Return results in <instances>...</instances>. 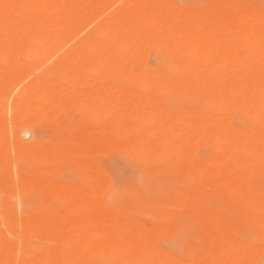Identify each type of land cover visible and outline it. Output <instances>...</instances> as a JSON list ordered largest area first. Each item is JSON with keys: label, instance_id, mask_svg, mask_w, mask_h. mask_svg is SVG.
<instances>
[{"label": "bare ground", "instance_id": "1", "mask_svg": "<svg viewBox=\"0 0 264 264\" xmlns=\"http://www.w3.org/2000/svg\"><path fill=\"white\" fill-rule=\"evenodd\" d=\"M156 1L126 0L118 10L116 7L114 9L116 11L113 12L112 9L115 7L111 9L112 3H114L111 0L109 1L111 10L108 8L106 0H0V187L4 186L6 191H12L23 197L33 193L37 195L40 203L56 202L62 207V210L56 214L45 211L40 215H23L21 219L12 214H3L0 217L4 220L7 233L13 228L17 229L18 223L22 221L20 226L23 230L19 229L18 232L21 235L24 233L22 235L24 239L27 233L25 230H28L29 234L35 231L56 242L60 235L57 233L63 227H60L64 223L62 222L65 218L63 216L70 213L75 216L73 218L77 221L76 227H78L77 224L90 221L93 229L96 227L93 232H98V238L108 243L105 245L106 247L107 245L109 247L110 244L108 250L111 249V245L113 248L116 240L114 233L118 229L115 228L116 226L108 227L112 214L104 203L98 200L97 195L91 194L99 192L98 186L102 184L106 175L98 156L101 153H112L100 142V133H105V136L108 137L113 134L120 135L125 125L129 128L130 125H133H129V123H132L134 118L146 122L150 127H147L142 133L140 132L135 139L117 142L116 145L114 144L115 147L120 148L128 145L134 150H139L140 148L135 147L141 143L140 147L152 151L151 156L160 162L156 168L157 171H171L178 180L197 177L203 180L204 186L216 190L222 186L234 189L238 193L239 202L247 204L256 211H259L260 207L264 209V197H256L257 195H254L256 189H250L240 178L231 177L223 169H218L222 157L225 155L224 161L226 156L229 157L233 151L244 153L234 161L238 167L247 168L246 166L255 163L264 167V95L260 91V86L264 87V12L247 7H240L232 12L220 3L209 0L206 2V7L199 12V19H196L194 14V17H188L189 13L192 14L191 11L187 10L185 13V10H182L181 14L185 13L186 17L179 16L183 20L180 24L179 19L177 27L174 28L172 24V27L167 25L173 19L168 17L170 19L168 21V18L164 16L166 12L162 7L163 1ZM170 7L173 9L174 6ZM106 8L107 11H112V13L108 11L112 21L109 22L107 19L98 21L97 15L102 12L106 14ZM174 12L177 10L174 9ZM106 15L108 16V14ZM241 16H244V21L239 20ZM178 24H180L181 30ZM240 25L241 27L238 28ZM89 26L91 27L89 34L79 37ZM178 31L181 32L180 37L176 36ZM233 32L236 45L231 47L227 43ZM215 33H222L225 36L223 39H217ZM96 37H99V40ZM149 40L153 41L152 44ZM147 41L149 46L156 43L162 47L161 53L166 58V64L159 72L144 69L139 73H134L133 65L144 57L142 54L145 55V53H142L141 50L148 43ZM148 47L147 50L143 49L144 52L149 50ZM235 47L241 50L242 59H239L236 53L233 54L234 56L228 55ZM176 51L180 54L187 52L190 64L172 62L171 58L176 56ZM22 53H24V57H22ZM147 53L145 60L148 56ZM43 58L53 60L54 64L43 68L45 60ZM22 59L26 62H22ZM38 59L41 62L37 61ZM31 62H35V64H31ZM171 72H176V74L171 76ZM22 76L23 79L25 76L34 78H32L33 80L26 79L29 82H24ZM116 76L126 82L133 81V83L142 79L146 83L144 88L150 92L147 93V100H145V96H143L144 98L134 97L133 92H128L121 86L108 85L107 81ZM161 81H165L171 94L179 92L187 96H194L205 106H216L220 115L218 117L203 115L199 110L189 109L188 106L183 109L165 107L162 102L159 100L157 102L154 99L157 98L156 96H152L158 87V85L155 87L154 84ZM162 84V86H166L164 83ZM11 85L18 89L16 95L9 92ZM170 93L168 91V94ZM128 96H133L132 99L136 98L137 104L133 103L134 101L130 102L132 99H129ZM164 96L167 98L166 95ZM139 98L140 101L142 99L147 101L149 111L142 110L146 106L141 105L144 103L143 101L138 105ZM150 98L155 101L151 102ZM125 100H129L127 102L131 104H127ZM157 106L160 109L156 110ZM8 108H10L13 118L18 120L22 118L29 124L32 123V118L44 119L50 114L51 116L49 115L46 119L49 121L40 126L39 133L47 134L50 139H59L61 142L55 144L53 141L37 140L32 144L23 145L18 137H13V139L10 137L12 139L10 142L6 132L8 124H11L6 117ZM56 114L62 115V118L56 123H51L50 120ZM73 114L80 116L73 119ZM234 115L251 117L253 122L251 125L242 123L240 128H235L232 124ZM17 119L14 120L17 122ZM121 120H125L127 123H121ZM12 124L14 125V122ZM206 125L211 127V131L205 132L204 126ZM137 128L139 130V126ZM39 133L34 132V136L36 137ZM147 136L155 138L147 140ZM203 138L207 141L206 144H216L214 149L218 150V154H210L206 161L193 158L192 153L195 150L191 152L193 148L197 150L196 146H191V144H195ZM200 141L199 144L202 142ZM201 144L200 146H203L204 141ZM7 150L14 152L19 159L16 161L10 159L5 153ZM164 152H167V156L162 158ZM139 156L141 160L149 159L142 154ZM20 160L31 162L32 168L21 169ZM6 161L9 162L8 164L13 163L17 170V172L15 171L16 176H14L15 172L13 173L10 168L6 167ZM46 163H49L53 170V165H56L55 172L60 169L70 170V175L67 177L69 182L53 179L52 173L44 168ZM247 170L251 169L247 168ZM216 173H221L222 176L216 177ZM236 177L238 176L236 175ZM105 184L104 187L107 186V183ZM185 197L189 198L190 196L186 195ZM261 213L260 222L263 225L264 233V210ZM170 217L171 215H169ZM247 217L245 219H248ZM67 219L72 220V218ZM70 221L69 224H73ZM120 221L118 220V222ZM138 223L131 221L133 229ZM131 224L128 225L131 226ZM70 225L69 227L73 226ZM121 225L123 227V224ZM125 225L123 230L129 228ZM140 225L144 226V223H140ZM150 225L147 224V227H150L151 231L155 228L156 231H159L158 229L162 227L161 225L156 227L157 224H154L155 227L152 225L154 227L152 229ZM32 226L36 229L32 231L30 229L31 232H29V228ZM143 226H141L142 229L141 227L139 229L145 231ZM130 229L132 228H129L128 232L119 230V235L124 233L118 244L119 248L123 249L122 251L131 250L133 256L135 250L138 252L137 249L145 245H153L154 237L157 235L152 232L138 233ZM113 230L115 231L113 232ZM89 231L85 233L88 235L92 232ZM15 233H17L16 230ZM20 233H18L19 238ZM76 234H72L70 237H75ZM79 234L77 236H80ZM82 234L80 237L83 236ZM67 235L68 233L66 238L69 237ZM64 236L60 235V239ZM80 239L77 238V240ZM18 240L20 242V239ZM93 240H90L92 243L88 245V249L91 247L93 252L87 250L91 254H94L95 250L97 252L105 244L97 243L98 241L95 240L99 246L95 244V248H92L93 242L95 243ZM5 241L7 240H5L4 234L0 233V242L4 244ZM83 241L85 244L88 239ZM83 241L79 242V245L83 244ZM226 241L231 244L230 250L234 253L235 259L225 260L226 262L218 259L215 262L212 260L214 263L239 264L238 256L247 257L248 255V261L253 260L254 256L250 257V253L253 254L251 251H254L252 250L254 247L242 244L229 235H227ZM12 243L9 242V246ZM156 243L154 247L159 249ZM116 244L115 248L118 247ZM6 247L8 245H0V264H40V262L63 264L64 261L55 248L53 250L43 249V251L40 249L41 253H37L35 259L32 257L31 260L23 256L19 260L18 258H8L6 254L13 250L8 252V250H4L7 249ZM10 248L8 247L9 250ZM71 248L73 249L67 251L70 254L68 256H72L73 260L78 259L81 256L79 249L76 248V245ZM103 249L106 248H102L101 251H104ZM258 249L261 248L258 247ZM4 251L8 253L4 254ZM255 251L258 250L255 249ZM56 253L59 257H56ZM84 253L87 256V252L84 251ZM210 254L213 256L214 251H211ZM132 256L124 260H130L133 258ZM202 256L200 252H196L193 258L199 259ZM152 258L155 259V257ZM169 258L162 257L167 261V264H180L179 261H174L177 259ZM250 262L248 264H251ZM72 264L80 263L74 260Z\"/></svg>", "mask_w": 264, "mask_h": 264}, {"label": "rangeland", "instance_id": "2", "mask_svg": "<svg viewBox=\"0 0 264 264\" xmlns=\"http://www.w3.org/2000/svg\"><path fill=\"white\" fill-rule=\"evenodd\" d=\"M109 1L110 0L108 1L106 0V4L108 5V8L110 9ZM114 1L111 0V2H114ZM125 1L126 0H117L116 2L112 3L113 5L111 6V9L112 7H115L112 9V11L116 9V7H117L116 10H118L120 5L125 3ZM151 1H156V0H151ZM162 1L164 3L162 7L164 11L166 12L164 13V16H166L167 18L169 17L173 19L171 20V22H169L170 23L169 25L168 21L170 19L168 18V21H167L168 27L169 26L172 27L171 26L172 24L173 27L176 28L177 27L176 25H177V22H179V19H180V22H179L180 24H181V21L183 20L179 16L186 17L185 13L187 10L188 12L191 11L192 13V14L189 13L188 17L190 16L194 17L195 15L196 19H199L200 18L199 12L203 10V8L206 7L205 6L206 2L209 0H162ZM214 1L220 3L223 7H226L229 11H232V12L238 10L240 7L242 8L247 7V8H251L254 10H260L264 12V0H214ZM169 5L172 7L174 6L173 9ZM166 6H167V9H166ZM174 9L175 11L177 10V12H174ZM105 10L107 11V8ZM116 10H114L113 12H115ZM182 10H185L184 11L185 13L181 14ZM112 11H110V13H112ZM107 12L106 14H108L109 16L110 14L109 12L108 13ZM106 14L103 12L100 15L98 14L97 15L98 21L107 19L110 22L111 20L110 16L108 17ZM243 19L245 20L244 16H241L239 20L242 21ZM180 24H178V27ZM239 27H241V25L238 26V28ZM88 28L84 30V32H82L79 35V37L80 36L84 37L87 34H89L88 32H90L89 30H91V27L89 29ZM180 33L181 32L178 31V35L176 36L180 37L181 35ZM233 34L235 33L234 32L232 33V37L229 39L227 43L231 47L236 45V42H235L236 38L234 37L235 35ZM215 36L217 37V39L219 38L223 39L225 35H223L222 33L221 34L215 33ZM96 39L99 40V37H96ZM222 39L220 40L222 41ZM149 42H151L152 44L153 41L149 40ZM149 42L146 43V45H144V47L141 50L142 53H145V55L142 54V56L144 57L141 60H138L139 62L136 61L133 65L134 73H139L140 71L144 69H152V70L159 72L160 69L166 64V58L162 56V53H161L162 47L161 46L159 47L156 43H154V45L152 46L151 45L149 46ZM147 44L149 47L147 46ZM146 46L149 48L148 51H146L147 50ZM144 48L146 49L145 52L143 50ZM234 50L232 51L234 53L231 52L232 55L231 53H228V55L234 56L233 54L236 53V56L239 59H242L241 50L237 47H235ZM146 53L148 56L145 60ZM175 53H176L175 54L176 56L171 58L172 62L183 63L184 65L190 64L189 54L187 52H184V54H182L183 53L182 52L180 54L178 53V51H176ZM22 57H24V53H22ZM40 58L42 60V57ZM41 60L38 59L37 61L41 62ZM45 61H46V64H45ZM22 62L25 63L26 60L22 59ZM35 62H31V64L33 63L35 64ZM40 62H36V63H40ZM52 64H54L53 60L45 59L44 64L42 66L43 68H48ZM175 74L176 72L170 73L171 76ZM27 76L24 77L25 80L23 79V76H22V80L24 82L25 81L29 82V80L27 81L26 79H29L31 77L28 78ZM32 78L30 80H33ZM139 80L134 81V83L133 81L126 82L121 77L116 76V77L110 78L107 81V84L112 85V86H121L125 90H128V92L130 91L131 93L133 92L132 94H134L133 95L134 97L138 96L140 98H144L143 96H145L146 98L145 100H147V97H146L148 96L147 93L149 94L150 92H148V89L144 88L146 86V83L142 81V79L140 81ZM15 81L17 82L18 80H15ZM156 83L154 84V86L156 87L158 85L157 87L158 89L156 88L152 96H156L157 98H154V99L157 100V102L158 100L162 102V105H164L165 107L167 108L176 107L179 109H183L188 106L187 108L193 109V110H199L200 112L203 113V115H207V116L210 115L213 117L214 115L215 117L216 116L218 117L220 115L219 110L216 106L214 105L210 107L205 106L196 97L187 96L183 93H179V92L174 93L171 91L172 92L171 94L170 90H168L169 88H168V85H166L165 81L158 82V84ZM162 83H164V85L166 86H162L163 85ZM12 86L13 85L9 86V92L12 95L13 94L16 95L18 89L16 88V86L15 87H12ZM260 89H261L260 91L264 95L263 85L262 87L260 86ZM168 91L170 94H168ZM164 95H166L167 98H165ZM133 96H128V97L129 99H132L131 97ZM152 96L150 97L153 98ZM11 97L13 98L14 96H11ZM140 98L138 100V105L142 103L143 101V99L142 101H140L141 100ZM121 99L122 97L120 98V100ZM154 99H151V102ZM135 100L136 98L132 99L130 102L134 101L133 103L136 102L135 104H137V101ZM145 100L143 101L144 103H142L141 105H146L142 109L143 111L146 112V111H149L150 109L148 108L149 105L147 104V101L145 102ZM127 101H126L127 104H131L130 102H127ZM158 107L159 106L156 107V110ZM6 115L8 119L7 121L9 123L11 122L10 125L8 124L7 126L8 128L6 131L8 138L10 139V142H12L13 137L20 138V140L23 142L22 143L23 145L32 144L34 141H37V140H40L43 142L53 141V143L55 144L61 142L59 139H55V140L50 139L47 134L42 135L39 133L40 126L44 125L45 122L49 121L46 119L49 117L50 114H48L47 117L44 119L32 118L31 119L32 123L30 122V124L27 123V120L25 122V120L22 118H19L20 120H18L17 118H13L10 112V108H8ZM79 116H80L79 114H73L72 117L73 119H77ZM61 118H62V115L56 114L53 116V118L50 121L51 123H56ZM14 119L15 120L17 119L18 121L16 122ZM31 120L29 119V121ZM12 121L14 122V125L12 124L13 123ZM121 121H122L121 123L125 122V120H121ZM251 122H253V119L248 116L234 115L232 117V124L235 128H240V124L242 123L251 125ZM130 124H133L132 125L134 126L133 129ZM146 124H147L146 122L139 121L138 119L134 118V121H132V123H129L130 128L125 127L126 126L125 125L122 128L121 130L122 133L120 135L113 134L110 137H108V136H105V133H100V142L106 147H108L109 148L108 151H112V153L111 152L107 154L101 153L98 156L102 166L104 167L106 171V175L103 181L101 182L103 185L100 184L98 186L99 192L97 191L96 194L95 193H91V194H94L95 196L97 195L98 200L104 203L105 207L112 214V218H111V221L108 227L114 228V226H116L115 228L118 229V231L114 233L116 240L118 239L117 241L118 243L114 239L115 240L114 243L115 244L117 243L116 245L119 244V239H122V235H124V233L119 235L120 233L119 230L120 231L123 230L124 225L126 223L131 224V221L132 223L133 221L134 223L139 222L137 225H139L140 227L143 226V225H140V223L141 224L144 223L143 230L145 231L141 230L142 227L141 229H139L140 227L138 228L137 225H136L137 228L135 227V229H133L134 227L132 226V224L131 226L126 224L127 226L125 225V227L129 226V228H132L138 233L147 234L149 232L150 233L152 232L154 233V235H157L154 237L155 240H153L154 241L153 245L151 246L145 245L144 247L137 249L138 252L135 250L136 252L134 251L135 254L133 256H132L133 251L131 250H128V252L122 251L123 249L119 248L120 245L116 247L118 250L115 248V244L113 248H112L113 245H111V249L108 250L110 247V244H109V247L108 245L106 247L105 245L108 243L98 238L99 237V235L97 234L98 232L97 233L93 232L96 229V227L93 229L92 225L89 223L90 221H87L84 224L79 223L80 225L77 224L78 227H76L77 221L74 220L75 216L70 213L63 216L65 217L62 220V222L64 223L63 225L60 226V227L62 226L63 227L57 233V234H60L61 236H64L65 234L64 236L65 240H64V237H61L62 239H60V235L59 236L57 235L59 239L55 242V241L50 240L49 238H46L38 234V232H35V231L32 232L35 234H32V233L29 234L28 230L27 231L25 230V232H27L29 236L27 237V233H26L25 239H24L22 237L24 233L21 235V233L18 232L19 229L23 230L22 226H20L21 225L20 223H22V221L18 223L17 229L13 228L11 229L9 233H7V230L4 227L5 226L4 220L2 217H0V233H3L5 240H7L5 241L4 244L0 242V245L2 246L8 245V247H11L10 250L8 249V247H6L7 249L3 248L4 250H8V252L13 250V252H9V253L7 251H4V254H6L7 252L8 254H6V256L8 258L12 257V258H18L20 260L23 258V256H25L26 258L28 259L30 258L32 260L33 259L32 257H34L35 259V256L37 255V253H41L43 249L53 250V248H55V250H58L59 256L62 258V261L64 260L63 264L65 263L72 264L74 260H77V262L80 264H110V262L111 264H149V263L153 264L154 258L152 257H155L154 264L155 263L156 264H167V261L165 259H162L163 256L165 258H169V256L170 258L173 257L171 259L173 260L177 259L174 261L176 262L179 261L180 264H216L214 262L218 260L231 261L235 259L234 253L230 250L231 244L228 241H226V237L227 235H229L231 238L235 239L236 241L242 244L251 246V248L254 247V249H252L254 251H251L253 252V254L250 253V257L254 256L255 258V260L254 258L253 260L251 258V260L254 261L253 264H264V233H263V225L260 222V218L262 214L261 211L264 210L262 207H260L259 211H256L250 208L247 204H243L239 202L238 193L234 189L222 186L220 189L216 190L211 187L204 186L203 180L197 177H188L186 179L178 180L175 177V175L171 173V171H163V170L157 171L156 168L158 167L160 162H158V160H156L155 157L151 156L152 151L146 150L145 148H141L140 147L141 143L138 145V147H135V148H140L139 150H134L131 146H128V145L120 147V148L115 147L117 142L120 143L122 141L124 142L128 140H132V138L135 139V137H138L140 132L142 133L143 131H145V129H147V127L148 128L150 127L148 124L147 125ZM137 125L139 126V130L137 128L138 127ZM9 126H10V129H9ZM204 130L205 132H209L211 131V127L206 125L204 126ZM34 132H38L39 135L35 137ZM154 138L153 136H147V140H153ZM199 141L200 140L195 142V144H191V146L195 145L197 148V150L193 148V150L191 151L193 152L195 150L194 153H192L193 158L197 160H201V161H206L209 158L210 154L212 153L218 154V150L214 149L216 148V144H210V145L206 144L207 141L203 138L201 139L202 142L201 141L200 142L203 143L204 141V144L203 146H200L201 143L199 144ZM136 152H140V153H136ZM5 153L7 154L8 157H10V159H14L15 161L19 159L17 158V155L12 151L7 150L5 151ZM139 154L147 156L149 157V159L141 160ZM243 154L244 153H241L240 151H233L230 153V156L229 157L226 156L225 160L223 161V158L225 157L224 155V157H222V161H220V163L218 164V169L220 170L223 169V171H225L226 174L228 173V175L231 177L240 178V180L250 189H253V190L256 189L258 192L256 190H254L255 194L253 192L254 195H257L256 197H264V167L256 163L251 166H246L247 168L251 170H247V168L245 167H238L237 165L234 164V161L237 157L242 156ZM166 156H167V152H164V156L162 158H165ZM8 163L6 161V164H5L6 167L10 168V170H12L13 173L15 171L17 172L15 166H13V163L11 164H8ZM32 165L33 164L31 162L24 161V160H20V163H19V166L21 169L32 168ZM53 167H54V170L52 169V166H49V163H46V166L44 168H46V170L52 173L53 179H58L60 181L69 182L67 181V177L70 175L69 174L70 170L59 168L60 170L55 172L56 165L55 166L53 165ZM16 172L14 173V176H16L15 175ZM236 175L238 177H236ZM215 176L220 177L222 176V174L216 173ZM260 178L263 180H261ZM70 181H73V180H70ZM105 183H107V186L104 187ZM7 191L8 193H6ZM7 191L5 190L4 186L0 187V193H1L0 194V216H3V214L4 215L12 214L14 217L16 216V217H19V219H21L23 215H30V214L40 215L45 211L48 213L56 214L62 210L61 205L56 202H51V203H46V204L40 203V200L38 199L37 195L33 193H30L26 195L25 197H23L22 195H18L17 193H13L12 191L11 192L9 190ZM186 195L190 197L187 198L185 197ZM183 203L185 204L183 205ZM70 215L72 216L70 217ZM169 215H171L170 217L171 220H169L170 219ZM246 217L250 220L245 219ZM67 218L69 219L72 218V220L71 219L70 220L73 222V224H71L73 226L69 224L70 220H68ZM66 220L68 221L66 222ZM118 220L119 221L121 220L120 222L121 224H123V227H121L122 225L119 224L120 222H118ZM123 221L126 223L125 224L122 223ZM66 223L67 225L69 224L71 227H69V225L67 226ZM147 224L148 226L151 224L150 226L153 225L154 227H155L154 224H157L156 227H159V225H161L162 227H160L159 229L157 228L160 231L159 232V231H156V228L154 229V227L152 226V229L154 230L151 231V228L147 227ZM129 228L128 229L124 228L122 232H128ZM30 229L32 231V230H35L36 228L32 226V228H29V232H31ZM15 230L17 231V233H15ZM88 230L92 231L91 233L94 235H92L91 233H88L89 235L88 236L85 233ZM70 231L77 233L76 235H74L75 237L79 233H80L79 234L80 236H81V233H83L82 234L83 236L82 237L77 236L76 238L75 237L71 238L70 235L72 236V234H75V233L71 234ZM114 231L115 230H113V232ZM154 231L159 232V234H156V232ZM18 233H20V238H19ZM67 233H68L67 236H69L68 238H66ZM85 234L87 235V238L85 237L86 236ZM92 237H94L95 240L98 241L97 243H100V242L105 243L104 246L102 245L103 247L98 249L99 251L97 250L96 252V250L94 249L95 250L94 254L93 253L91 254V252H93L91 247L90 249H88L89 248L88 245H91L92 243V241L90 240L94 239ZM77 238L79 239L82 238V239L77 240ZM18 239H20V242ZM85 239H88V242L86 243L85 241V244H84L83 240ZM81 240L83 241V244L79 245L80 243H82ZM9 242L10 244L11 242H13L11 246H9ZM72 242L74 243V245H76V248L79 249L80 254H81V256L78 259H74V260L72 259L73 258L72 256H68L70 254H68L67 252L68 249H71V250L73 249L71 248L74 246ZM155 242L158 243V244L156 243V245L159 246V249L158 247H154ZM97 243L96 241L95 243L93 242L94 245L92 244L93 246L92 248H95V244ZM13 247H15V249H13ZM104 247L107 250L103 249L104 251H101V249ZM258 247L261 249L263 248V249L259 250ZM255 249H257L258 251H255ZM63 250H66V251L64 252ZM83 250L87 252V256H85L86 253H84ZM163 251L165 254L163 253ZM195 251L200 252L203 256L199 259L193 258V256L196 253ZM211 251H214L213 256L210 254ZM141 252L143 253L140 254ZM57 253H56V257H59ZM64 253H65V256H64ZM190 254L191 256H188ZM129 256L130 258L131 256L133 258L132 259L128 258L130 260H124L125 258L127 259V257ZM247 257L238 256V263L245 264V261H247V264H248L250 260L248 261ZM120 258L122 259V261ZM252 261L250 262L251 264H252ZM40 264H43V263L40 262Z\"/></svg>", "mask_w": 264, "mask_h": 264}]
</instances>
